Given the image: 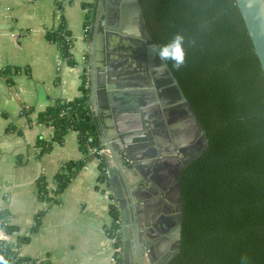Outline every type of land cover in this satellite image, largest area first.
<instances>
[{
    "label": "trees",
    "instance_id": "trees-1",
    "mask_svg": "<svg viewBox=\"0 0 264 264\" xmlns=\"http://www.w3.org/2000/svg\"><path fill=\"white\" fill-rule=\"evenodd\" d=\"M146 26L160 46L176 35L183 36L184 64H168L204 127L208 144L180 176L183 228L180 251L168 264H264V72L236 0H139ZM88 39L92 37L86 24ZM68 64L76 66L74 39L63 15L57 28L47 29ZM11 67H1L9 76ZM15 71H20L15 68ZM8 82L11 83L10 78ZM82 94L72 100L56 99L39 112L38 122L51 125V140L40 136L41 152L62 144L70 131H77L80 161L63 165L56 176V189L44 176L37 180L38 195L52 205L91 159L98 160L100 182L109 181L108 158L93 153L105 148L101 136L103 119L93 111L88 68L84 69ZM29 107L23 113H29ZM14 128H8L13 131ZM112 224L108 235L115 240L117 264H123V224L118 203L109 207ZM45 212L38 214L37 230ZM6 222V223H5ZM0 225L7 233L18 230L0 211ZM30 236L15 242L0 240V253L12 264H51L20 252Z\"/></svg>",
    "mask_w": 264,
    "mask_h": 264
},
{
    "label": "crops",
    "instance_id": "crops-1",
    "mask_svg": "<svg viewBox=\"0 0 264 264\" xmlns=\"http://www.w3.org/2000/svg\"><path fill=\"white\" fill-rule=\"evenodd\" d=\"M104 6L105 0H0V66L12 68L8 77L0 74V211H6L9 223L18 228L16 234L4 230L8 236L5 241L15 242L21 236H30L20 252L49 260L51 264H117L115 240L108 235L107 228L113 221L110 204L118 202L110 178L108 182L98 180V160H89L58 196L60 201L50 208L37 190V180L44 176L54 191L56 176L62 172L63 165L84 158L77 131H70L64 142L55 143L49 152H41L37 142L40 136L51 140L54 134L51 125L38 122L39 112L56 99L72 100L80 96L85 68L89 72L93 111L103 119L102 141L105 144L109 139L117 150L122 148L108 114L107 100L92 88L96 79L93 68L100 71L104 64L100 24ZM63 15L74 39L71 51L76 66L68 64L60 48L46 37L47 29L57 28ZM88 22L92 30L90 40L86 31ZM25 106L31 112L24 114ZM10 127L14 130L8 132ZM138 148L133 146L130 151L136 152ZM152 153L148 149L133 157ZM111 165L116 168L114 163ZM137 170L140 173L136 169L126 170V183L140 212L142 241H153L145 257L151 255V261L158 262L167 249L160 252L157 246L168 237V231L178 219V198L172 185L179 162L170 156L154 161L149 168L140 165ZM115 181L119 197L129 208L131 235L129 196L121 178L117 176ZM42 211L45 213L41 223L32 231Z\"/></svg>",
    "mask_w": 264,
    "mask_h": 264
},
{
    "label": "water",
    "instance_id": "water-1",
    "mask_svg": "<svg viewBox=\"0 0 264 264\" xmlns=\"http://www.w3.org/2000/svg\"><path fill=\"white\" fill-rule=\"evenodd\" d=\"M236 4L264 72V0H236ZM102 15L104 64L100 71L93 68L96 79L92 88L105 96L117 141L122 144L120 150L109 139L104 145L109 150V154H105L108 175L123 222V264H146V249L153 245V241H142L140 212L126 183V170L139 172L137 167L140 165L149 168L156 160L174 156L179 162L172 185L178 198V219L174 228L168 231V237L157 246L160 252L167 249V253L158 259V264H168L180 251L182 239L180 176L183 169L206 148V133L168 62L158 58L156 47L159 45L146 26L139 0H105ZM196 132L202 143L198 151H195L193 140ZM133 146H139L138 151L131 152ZM168 147L170 150H166ZM148 149L153 153L133 157ZM142 161L145 163L141 164ZM112 163L116 168H112ZM117 176L123 181L130 200L131 235L129 208L116 190Z\"/></svg>",
    "mask_w": 264,
    "mask_h": 264
},
{
    "label": "clouds",
    "instance_id": "clouds-1",
    "mask_svg": "<svg viewBox=\"0 0 264 264\" xmlns=\"http://www.w3.org/2000/svg\"><path fill=\"white\" fill-rule=\"evenodd\" d=\"M183 39V36L176 35L170 43L157 46L156 53L158 58L163 62L172 61L173 67L179 69L185 61V52L182 46ZM0 239H8V236L4 234V229L2 227H0ZM0 264H12V262L7 259L4 254L0 253ZM240 264H248L247 255L241 257Z\"/></svg>",
    "mask_w": 264,
    "mask_h": 264
},
{
    "label": "rangeland",
    "instance_id": "rangeland-1",
    "mask_svg": "<svg viewBox=\"0 0 264 264\" xmlns=\"http://www.w3.org/2000/svg\"><path fill=\"white\" fill-rule=\"evenodd\" d=\"M193 137H194L193 140H194V144H195V147H194L195 151H198L201 148V146H202V143H201V140H200V136L196 132V134L193 135ZM151 258H153V257H151V255L146 256V264H158V262H156V261H154V262L151 261Z\"/></svg>",
    "mask_w": 264,
    "mask_h": 264
},
{
    "label": "built area",
    "instance_id": "built-area-1",
    "mask_svg": "<svg viewBox=\"0 0 264 264\" xmlns=\"http://www.w3.org/2000/svg\"><path fill=\"white\" fill-rule=\"evenodd\" d=\"M86 31L88 32V29H86ZM93 153H97V154H109V150L106 147L105 148H101V149H93ZM13 233L16 234L17 232L15 231Z\"/></svg>",
    "mask_w": 264,
    "mask_h": 264
}]
</instances>
